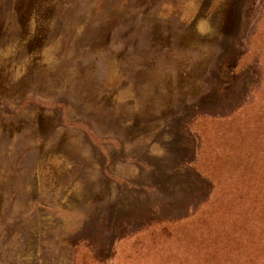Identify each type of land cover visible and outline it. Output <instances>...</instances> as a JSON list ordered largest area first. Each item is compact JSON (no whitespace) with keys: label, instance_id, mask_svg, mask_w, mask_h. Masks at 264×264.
<instances>
[{"label":"rangeland","instance_id":"obj_1","mask_svg":"<svg viewBox=\"0 0 264 264\" xmlns=\"http://www.w3.org/2000/svg\"><path fill=\"white\" fill-rule=\"evenodd\" d=\"M0 264H264V0H0Z\"/></svg>","mask_w":264,"mask_h":264}]
</instances>
